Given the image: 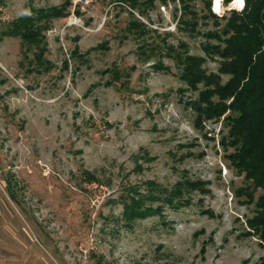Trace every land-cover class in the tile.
Instances as JSON below:
<instances>
[{"label": "rangeland", "instance_id": "rangeland-1", "mask_svg": "<svg viewBox=\"0 0 264 264\" xmlns=\"http://www.w3.org/2000/svg\"><path fill=\"white\" fill-rule=\"evenodd\" d=\"M64 1L0 0V264L264 261L248 224L261 191L248 198L223 117L198 118L189 104L204 86L188 88L177 59L205 57L203 34L240 10L70 0L39 45L4 34ZM204 67L216 73L217 60ZM187 181L196 188L169 203ZM133 198L156 211L128 220Z\"/></svg>", "mask_w": 264, "mask_h": 264}, {"label": "trees", "instance_id": "trees-1", "mask_svg": "<svg viewBox=\"0 0 264 264\" xmlns=\"http://www.w3.org/2000/svg\"><path fill=\"white\" fill-rule=\"evenodd\" d=\"M129 2L135 8V0ZM152 3L153 0H147ZM186 7L184 0H179ZM210 1L205 5L209 15ZM232 0H224L227 5ZM71 5L65 0L61 6L27 12L17 19L4 34L19 37L26 44L39 45L41 32L49 29L45 22L53 18L66 17V7ZM224 24L215 31H206V38L201 48L205 57L179 54L181 64L180 79L188 88L196 91L199 84L204 87L196 100L189 105L198 118L219 119L223 117L228 127L221 145L233 150L226 157L238 174L250 181L252 190L245 188L248 198L255 190L261 193L256 200L255 216L248 221L251 233L258 235L264 245V0H244L240 11L231 10L225 17ZM135 29V23H131ZM214 40V44L209 41ZM42 52L36 54L39 60ZM206 58L217 60L216 73H208L204 67ZM222 76H228L223 83ZM195 183L183 182L169 194V203L179 199L183 188H196ZM142 200L131 199L125 205L124 212L128 220L151 215L156 210L143 208ZM176 202L177 206L183 204ZM241 264H247L243 261ZM256 264H264L260 260Z\"/></svg>", "mask_w": 264, "mask_h": 264}, {"label": "bare ground", "instance_id": "bare-ground-1", "mask_svg": "<svg viewBox=\"0 0 264 264\" xmlns=\"http://www.w3.org/2000/svg\"><path fill=\"white\" fill-rule=\"evenodd\" d=\"M229 5L233 9L241 10L244 5V0L242 5H240L239 0H232ZM212 9L215 13L221 12L222 9L221 0H218V2L217 0H212Z\"/></svg>", "mask_w": 264, "mask_h": 264}, {"label": "snow or ice", "instance_id": "snow-or-ice-1", "mask_svg": "<svg viewBox=\"0 0 264 264\" xmlns=\"http://www.w3.org/2000/svg\"><path fill=\"white\" fill-rule=\"evenodd\" d=\"M217 2H218V0H217ZM239 3H240V5H242L243 4V0H239Z\"/></svg>", "mask_w": 264, "mask_h": 264}]
</instances>
